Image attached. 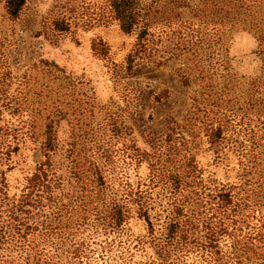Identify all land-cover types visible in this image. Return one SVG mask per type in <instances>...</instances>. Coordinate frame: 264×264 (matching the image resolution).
<instances>
[{"label":"trees","instance_id":"1","mask_svg":"<svg viewBox=\"0 0 264 264\" xmlns=\"http://www.w3.org/2000/svg\"><path fill=\"white\" fill-rule=\"evenodd\" d=\"M25 1H3L7 21L19 16ZM144 1L102 0L94 10L84 0H71L69 7L63 0L42 20L41 32L57 36L114 23L123 34L135 36L127 70L135 60L180 61L179 83L197 86L190 109L180 122L165 120L153 151L137 150L132 156L136 165L144 163L151 171L148 187L132 190L117 181L120 188L115 189L105 179L111 173L108 150L92 140L94 160L81 165L71 159L70 143L66 160L75 188L55 211L43 212V201L54 206L62 184L48 157L56 147L55 127L68 117L71 131V94L74 100L79 85L46 60L29 65L20 80L6 71L2 76L8 86L18 81L20 87L13 105L0 90V113L14 106L16 113L37 115L45 160L26 179L19 197H8L2 166L18 149L17 130L0 122V264H264V0H214L210 7L191 9L196 26L167 19L156 33ZM179 1L178 7L188 8ZM236 26L254 36L256 75L229 72L223 35ZM162 34L172 47L161 59L154 53ZM91 49L106 55L101 41ZM212 77L225 80L220 90ZM201 143L215 164L234 170L232 182L212 187L202 182L194 158ZM150 185L159 188L157 196L169 194L165 202L151 197ZM131 218L143 223V235L130 234ZM136 253L142 261H132Z\"/></svg>","mask_w":264,"mask_h":264},{"label":"rangeland","instance_id":"2","mask_svg":"<svg viewBox=\"0 0 264 264\" xmlns=\"http://www.w3.org/2000/svg\"><path fill=\"white\" fill-rule=\"evenodd\" d=\"M3 1L0 0V78L5 82L0 83V90L6 91L11 105L16 103L15 92L19 91L20 86L18 81H10L8 86L6 77L2 74L7 71L18 80L29 65L39 60L56 64L71 77V81H76L79 85L78 95L74 100V95L71 94V131L68 117L60 119L55 127L56 147L48 157L55 176L60 178L62 184L53 195L56 201L54 206L52 202L43 201V212L48 207H51L50 210L53 207L55 211L59 203H65L71 187L75 188L76 183L69 177L66 160L70 143L71 159L75 158L76 164L81 165L94 160L92 140L95 147L101 145L108 150L112 158L108 167L111 173L105 179L113 183L115 189L120 188L117 181L123 183L121 186L132 190L148 187L151 171L144 163L136 165L132 156L137 150L153 151L151 146L161 139L165 120L171 118L180 122L190 109L192 92L197 86L184 87L179 83L176 69L180 61L157 63L135 60L131 69L127 70L126 58L133 48L135 36L123 34L116 24H95L85 29L77 27L72 33L56 36L47 31L41 32L42 20L52 6L65 1L26 0L19 16L12 22L7 21L4 16ZM101 1L84 0L83 5L88 4L97 10ZM184 1L188 8L178 7L182 3L179 0H145L144 6L153 32H158L167 19L177 25L194 22L196 26L199 21L192 16L191 9L210 7L214 0ZM65 6H71V0ZM97 41L103 43L105 56L92 51L91 45ZM223 44L226 47L230 73L246 77L258 73V59L254 53L256 43L252 32L243 26L230 27L223 35ZM171 47L168 36L162 34L155 57H166V52ZM200 55L202 54L197 58ZM202 59L199 58L201 65L205 64ZM211 79L216 89L220 90L225 84L222 78ZM11 108L1 111L0 122L11 131L17 130L15 134L18 149L10 154L2 169L5 173L7 196L17 198L26 179L45 158L41 149L42 123L37 115L28 111L19 114L14 112V106ZM194 158L202 182H206L209 187L215 186L217 182L233 181L234 170L215 164L204 143L200 144ZM228 166L230 168L232 163L229 162ZM158 191V187L152 188L151 197H158L161 203L165 202L169 194L157 196ZM127 228L132 235L141 236L145 233L143 223L135 218H131ZM132 261H142L140 254H134Z\"/></svg>","mask_w":264,"mask_h":264}]
</instances>
